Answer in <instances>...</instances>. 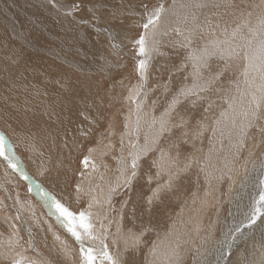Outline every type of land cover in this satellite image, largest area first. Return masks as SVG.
I'll return each instance as SVG.
<instances>
[{
	"label": "bare ground",
	"instance_id": "6f19581e",
	"mask_svg": "<svg viewBox=\"0 0 264 264\" xmlns=\"http://www.w3.org/2000/svg\"><path fill=\"white\" fill-rule=\"evenodd\" d=\"M13 1L14 0H0V130L6 132L8 138L9 137L12 138L13 140L12 142H14L16 146V148H14V146L13 148L14 151L18 154V156L20 154L22 155L26 150L29 151V156L24 157L22 155L23 160L26 163L25 166L30 169L28 171L29 172L31 171L32 175L35 174L41 176L42 177L41 179L43 181L39 182L38 180L40 179L38 178V176H31V174L24 171L22 173L25 176L28 174L29 177L27 178V180L25 179V181H27V184L26 187H24L20 183L19 181L20 179L18 180V178L16 177L17 174L14 176L13 175L14 172H12L11 169L7 168L6 163L3 161L2 158H0L1 176L3 177L4 181L15 184L14 202L17 204L19 203L22 204L23 207V211H22L20 209L18 210L17 207L14 208L11 206L16 212V214L14 215L15 217L13 215L11 216L7 215V210L3 205L5 201V197L3 195L2 197H0V227L5 226L9 234L6 235L0 230V236L2 235L4 237V238L2 237L1 239L3 244L0 245V252L2 253L0 260L10 261L11 264L12 263L15 264V261L17 260L21 261L22 264H27L28 262H32L33 264H38L37 259L41 258L38 246H40V244L41 245L47 244V242L50 239V236L54 232V227H55V235L53 236V238L55 240L56 239L64 240V243L67 245V247L76 248L78 250L77 256L79 257L80 255L79 246L76 245V243L66 235V233L63 230L64 227L60 228L61 226L58 227L55 226L52 220L45 216L44 212L42 211L43 209H41L42 207L39 206L40 205L39 202H36L34 204L32 200V198H34L33 195L37 197V195L40 196L42 194V196H44L45 194H47L48 197L55 198L56 200L60 201L62 204H64L67 207H69V205L72 203L71 201H68L66 199L71 195L67 197L64 196V194H69V190H70V188H68L67 183L61 181V177L56 175L55 170L52 173H49L48 170L45 171L46 169L45 160L43 159L45 154L44 152H42L41 148L39 147H43L46 145H50V146L53 145L58 140V138H60V136L66 135V133H71V135H75L76 137H79L81 143H85L87 134L91 135L93 131L96 130V127H93V125L98 121L102 126L108 124L107 127H110L111 120L113 118V113L110 109L111 105L110 104L106 105L99 101L101 99L108 101L107 94L109 93V90L111 88L109 89L107 88L108 86L107 76H104L103 74L100 73L103 70L105 71V75H106V71H108L106 70V67H109V65L115 63L112 59V55L108 53V50L115 52L117 49L112 46L111 42L105 44L104 35H99V36L97 34L94 35L91 29L86 30L84 33L78 31L77 30L78 25L76 23L71 22L64 15L57 13L56 11L52 10L50 7H47L46 4L43 2V0H24L21 8L30 12V14L27 15V17L29 18V16H31V20H25L20 14H13L10 18H7L9 17L11 12V9L8 8L7 5H9ZM63 1L66 2L70 7H73L74 9L78 10L80 14L85 18H89V17L92 18L95 25V27L93 28L95 31L99 32L103 28L101 27L103 23H110L114 20L113 16L112 17L104 16L103 14L105 13L124 14L125 10L130 9V6H128V4L129 5L131 4L136 9L139 8L138 3L141 2L140 8H143V11L135 10L133 11V14L138 17H142L144 16L143 13L144 6L142 5H145L149 2H154V4L150 7L151 9L154 7H159L156 6V4L163 5L164 8L165 7L164 3L165 1L167 2L168 0H63ZM227 1L228 0H171V3L169 4L170 8L178 11L179 17L183 21L181 26L182 28H180L177 24L175 29H178V31L185 29L186 31L185 41H180V39H177L175 40V44H177L180 48L183 47L185 50L189 51L188 54L185 53L186 64L190 67L189 69L191 70V72L189 73L190 74L189 78L190 76L192 77L196 76V78H199L200 76L199 73L202 75V73H205L206 70L209 71L210 74L216 75L218 74V72H220L221 68L223 69L222 64H225L223 63L224 61H226L227 64H229V61H231L232 58L239 56L240 54L243 53V51L246 52L247 50H250L248 51L250 55L256 54L257 56H259L258 50L260 49L261 43L264 42V40H261L258 37V32L260 33V30L264 28V23H262L264 22V18H263L264 16L261 18V21L259 22V24L262 25L261 28L260 29L253 28L247 33L244 31L247 35V39L246 40L242 39V41H239L241 39H238V37L240 36V34L238 35V33L241 32L240 30L241 29L243 30V28L240 27L238 28L237 26L236 27L230 26L225 22H223L224 17H222L223 14L219 10L220 8L222 9V7L224 6V4H226ZM142 2H147V3L142 4ZM110 3L112 4L109 5ZM77 5L79 7H76ZM150 13L151 11L148 14ZM134 21L136 23L138 22L137 19H135ZM249 22L250 20L247 21V23ZM125 23L130 24V21L127 20ZM222 24L225 25L222 26ZM214 26L218 27V30L225 31V34L223 33L224 34L223 37L219 34L216 35L217 30H215L216 28H214ZM213 30H215L214 33ZM205 32L212 34H209L208 39L206 38V41H203V39L201 38H203V36L205 37ZM82 37H84V39ZM124 37H125L124 33L119 32L115 36V40L116 42L118 40L119 43H123ZM187 38H191L192 42L189 43ZM201 40L203 42L202 43L203 45L201 44L202 46L200 45V47H197V44L201 43ZM166 44L167 43L164 42L163 44H161V46ZM109 48H112L113 50ZM180 50L177 49L176 51H180ZM119 51L122 52L121 49H119ZM171 51L173 53L175 51V48H172ZM206 51L211 53V55L205 57L204 54ZM235 53H239V55H236ZM178 54H179L178 52H174L173 55L175 56ZM212 56L215 57L213 58ZM202 57H204L203 61L201 60ZM247 62L249 65L247 67V72L249 73V70H253L251 73L253 74L251 82L247 80L246 83H242L243 85L241 84L242 86H239V77L238 79H236L234 75V78L232 79L230 76L231 74L230 72L232 70H228L226 73L224 72L225 73L224 76L223 77L221 76L222 78L219 81H217L219 84L216 87H218L221 84V89L224 88L222 87V84L224 82L227 81L229 83H232V84L228 83L230 85L229 88H231L230 90H228L230 92L234 88L233 85L236 84L237 90L241 96L239 102H237L236 99L232 100L230 97L228 108L225 111L228 113L226 115V118L229 122L226 119L222 118V120L219 123V129L214 130L215 134L217 131L224 134V132H227L230 129L232 130L233 128L232 127L230 128V125H232V123L233 124L235 123L234 121L236 120L237 115L239 114V110L241 108L243 109V107L246 106V102H250L249 104H247L248 106L251 104L252 102L251 99L254 95L252 97L249 96L251 95V93L248 91V88H246L248 87L249 83L262 82L263 83L262 85H264V80L261 79L262 74H264V62H262L261 59L259 58H257L254 61L247 60ZM217 64H221V66L219 67ZM182 66H183L182 64H179L178 62L175 61V58L171 59L170 81L172 82V85L176 84V82L178 81L177 79L181 77V75L179 76L178 72L181 71ZM112 69L114 70V68ZM122 74L123 75L125 74V76L129 75L128 72H122ZM38 76L43 78L44 92L46 97L48 96L49 93L58 94V98L55 99L53 102H48L47 99L38 100L30 96L31 86L32 84L37 85V83H35V79ZM182 77H184V75ZM184 80H186V78ZM202 80H204V82L205 80L206 82L208 81L207 77H204ZM195 81L199 84L196 87H194L191 91L193 92L196 91V93H199L198 87L202 86L201 84L202 82L197 80ZM139 82L136 79L135 80L131 79V82H128L129 83L127 84L128 86L126 85L127 96L123 100V102H132L133 99L136 101L135 98L137 96L139 89L137 90L135 88V83H136V87L139 88V84H140ZM179 83H178V87L180 86L179 88H183V83L180 84ZM185 83H186V88L191 84L192 85L196 84L195 82L192 83L188 81H185ZM253 84L256 86V83ZM262 85H259V88H261ZM55 86H60V89L59 90L56 89ZM186 88L185 91H187ZM226 89L227 87L224 88V90ZM112 91H114L113 88ZM223 91L220 90V92ZM230 92H227L228 93L227 97L229 96ZM198 96L201 97L202 93L198 94ZM220 96L221 95H219L218 99L220 98ZM229 105H231V107H229ZM237 105L242 107H239L240 108L239 109ZM124 107L126 111V115L125 116L124 114L122 115V118L124 117V120L122 119V122L120 121L117 122L118 124L121 125L118 132V140H122V142L125 145H129L130 147V143H132V138L130 139V137L133 136L134 134L132 132V129H133V124L135 123L138 115V106L135 112L131 111V109L132 110L134 109L131 103L130 105L128 103H125ZM184 107L186 106H183V108ZM189 107H191L190 104L187 105L186 109H188ZM198 107L199 104H196L191 109L196 110L197 112V109H199ZM135 113L136 115H134ZM202 115L204 116L208 115V111H206V113L204 112V114ZM144 116L145 115L138 116L139 124L141 125V131L144 128L146 129V130L144 129L145 132L147 131L146 138L145 139L143 138L145 142L142 140L140 141V147L138 148L140 153H143L145 148L149 149L154 144L152 143V140H156L155 136L153 135L154 133L153 131L156 129L152 130L150 126L146 127L148 122L145 121ZM186 117H189V114ZM32 119H37L39 123H42V127L40 129L37 128L31 130L28 129V126H30V122ZM149 120L151 121L153 119H149ZM145 122L147 124H145ZM62 125H65V127ZM68 126L70 128L75 126V128L70 130ZM29 131L35 133V135L37 136H40V141L37 144V146H33L31 149H26L24 146L25 143L21 145L22 147L19 145V140L28 141ZM101 133L104 132L98 131L95 134L96 136L99 137L100 142L102 141V137L104 136V134ZM14 134L17 137L16 140H14ZM136 134L138 136V132ZM175 136L176 134H172V133L170 135L168 134V136L166 135L167 139L165 137L166 140H164L162 144L163 145L162 150L160 149L161 146L158 145L159 147L157 151L159 150V153L157 155L158 156L157 163H155L154 165L156 167L158 174L162 173V175L161 174L159 175L161 181L158 180L159 183L156 185V187H154L153 189L154 191L151 192L150 196H148L145 199V202L143 201L144 203L140 204V210H136V205L131 204L126 207L121 206L120 212L123 211L124 209L125 212H128V214L131 216H138L140 214V230H141L143 228L142 224L144 223L146 210L149 211L151 205L154 208L156 205H160V209L157 210L155 208L156 213L152 216L157 221L159 219L160 213L164 215L162 222L159 223V225L157 226V230L160 232L166 230L169 233L168 237H170V235L177 234V237H172L171 241L168 240V237L166 238L167 241H165L163 238L158 240L157 238L154 237L153 242L149 245V249L147 248L148 249V250L146 249L147 251L140 252V255L143 254V257H141L140 260V264H154V263L180 264L183 261H187V264H207V263L211 264L212 262L211 258L213 256L210 255L211 253H213V251L217 249L215 250L210 249L208 251V247L209 244L213 243V241L211 242V237L213 236L211 233L212 232L214 233L215 231V223L218 218L215 217L217 218L214 219L216 221L210 227L205 228V226H203L202 223H199L205 215L204 214L205 210L201 201L198 200L196 202V200L199 198L195 199V197H197L195 191L197 190L198 187L195 189L194 188L191 189L193 191L192 194L190 193L191 195L189 193H186L187 191L186 189H181L182 182H185V186H186L188 179L186 177H181L182 175H180V173L190 171L188 167L191 166L192 160L190 158L191 155L190 156L186 155L185 162H187L188 167H177L178 163L175 162V160H180V157L177 152H180L181 149H183L182 148L183 145L181 141L175 143L176 141V140L174 141ZM171 138H173L172 140L174 142L171 141ZM142 142L144 143L142 144ZM235 142L237 143V141ZM248 144H249L248 146L249 149H248V154L246 156V160L247 159L250 160L249 157L251 156V150L254 152L253 148L258 145L257 139H254L252 142ZM89 146L91 147V149L87 150L86 154L89 155L90 158L91 157L93 158L94 163H92L91 165L92 167L94 165L95 169L89 170L88 167L84 178L86 176L91 178L92 182L90 183L94 184V186L90 185L87 187L79 188V192L85 195V202L89 203L88 207L84 210V212L88 214L89 212H93L94 215L96 214L97 208L99 206V202L97 199L102 195L98 190H100L101 192L104 191H102L97 185V183H94L93 181L96 182L103 175L104 171L99 169V163H100L99 154H101L100 151H97L96 148L92 149L93 146L91 145ZM179 146H181V149L179 148ZM215 146L213 151L210 152L209 150L210 156L215 157L217 150L219 151V149L216 148ZM110 150H112V148H110ZM6 153L10 156L13 155V153L11 154L8 153L7 149H6ZM14 155L17 157L16 159H19L15 153ZM36 155H37V162L35 167L36 171H33L32 162ZM262 159H264V157ZM208 160L210 162V163L207 162L209 163V165L211 164V161L214 162V160L213 159L211 160L209 157ZM143 161L141 163L142 165H145V161L144 162ZM22 165H24V163L21 164V166ZM212 166L210 165L208 166L207 169L205 168L206 171L204 174L206 178L208 177V179L209 178L211 179L208 184L209 185L208 187L210 188L214 185V183H216V179L218 178L219 175L218 172H216V174L213 172ZM240 166L241 167L239 166L236 168L234 167L235 169L231 172V174L229 172L231 176L230 179L232 184L238 182L237 180L244 170L243 167L245 166L247 167V165L244 164ZM116 167L119 168L120 163H118ZM128 168L129 166L127 164H123L120 167V171L124 174L125 170H127ZM138 168L139 165L137 169ZM18 175L19 177H22L24 179V177L19 173ZM33 177L37 180H35ZM170 177H172L175 180L176 178H178L177 180H180V184L177 188V191L174 193H172V189H171L174 181H172V179L170 181ZM31 178L34 179L35 182L32 181ZM163 181L164 183H162ZM16 184L22 185L23 188L18 189ZM29 184L36 185L37 188L33 187L36 189L35 192L32 189V185L30 186ZM61 184L62 187L65 189L63 193L59 190V186ZM78 184L84 185L85 182L81 179ZM190 185L191 183L189 184V186ZM233 185L229 184L230 187L227 186L228 190H230L231 186ZM26 188L31 191L30 194L28 191H26ZM158 188L160 189L159 194L154 195L155 190ZM165 188H167L169 191H166ZM251 189H248L246 193L245 190L244 192L242 191L243 193H245L244 195L238 192L235 195V197H233V201L230 198L232 197V195L228 197L229 194H227V198H229L228 199L229 202L230 201L232 202V207L230 208H233V206H235L236 210L237 208L239 209V207L241 208L243 202L245 201V198H247L246 197L247 192L250 191ZM198 190L200 192L199 197L203 198L204 197L203 193L205 194V191L202 192L201 189ZM241 190L243 189L241 188L239 191ZM258 191L262 192L261 185L257 190V195L261 194ZM145 193H147V191H145ZM26 199H30L31 204H29L26 201ZM149 200L152 201L151 204L148 203ZM176 200H183L181 201V203L184 204L180 205L179 209L177 210L178 211L177 216H174L173 213L176 210L173 209L172 207L174 206L173 204L175 203ZM187 200H188L187 205L189 206H191L192 203L195 204L197 203V206L195 207L192 206L191 208H189L192 210L190 211L187 210V212L189 211L188 212L189 220L184 217L185 208L189 207L186 205ZM262 206H264L263 203ZM216 209L219 210L221 208L220 206H217ZM233 209L232 211L234 213L235 209L234 210ZM50 211L52 213H55V209L53 207H51ZM31 212H33L34 214L31 216L30 219H28L29 217L27 215ZM236 212H238V210ZM196 216L198 218L203 216L200 219V221L197 219L199 221L198 224H196L195 221V218H197ZM98 220L94 222L93 217H90L91 224L93 225V233L94 235L99 237V239L93 242L85 241V246H89V243L95 246L97 255H99L97 259V264H101L103 259L101 249L103 245L101 242L102 235L100 234L105 232L107 238L108 230L106 228V220L105 219L102 220L103 223L101 225H97ZM229 220H227V222H229ZM175 222L177 223V226H175ZM58 223H61L59 219H58ZM193 226L195 227L200 226L197 227L195 237L197 235V232L201 235L199 236L197 235L198 236L196 238L198 241L197 244H195L194 241L195 245L192 244L186 246L184 243L185 238L183 235L188 233L189 237L187 238H190L191 231L193 233L194 230L192 229ZM202 228L206 230L203 231ZM114 230L115 229L113 228L109 231L115 234ZM152 230H154V228H152ZM247 231H249L247 232L248 234L247 233L245 234L247 236H243V238L246 239V243L248 242L249 245L253 243L252 242L253 239L251 238L252 235L257 232L256 234L257 236L255 235L257 237L256 247L253 252L248 250L246 251L243 250L245 251V253L243 255V259L241 260V262L246 260L247 264H264V224L256 221V223L252 225V227L247 229ZM111 234L112 233H110V235ZM23 235H26V237H23ZM216 240L218 239L216 238ZM105 241L107 243L109 250L111 248L109 246V242L108 240ZM171 242L176 244H172ZM215 243H213V245ZM254 243H255V238H254ZM174 248L175 250H178L181 254V258L178 260H172L173 253L175 251ZM222 251H224V248L222 249ZM33 252L37 254V258L33 256L32 254ZM241 253L243 252H239L240 255ZM42 255L44 256L46 255V253H43ZM127 255L129 256L130 262L133 263L135 261L133 260L135 254L130 253ZM60 256L65 259H67L68 257L67 251L65 248H63V246L59 248V252L53 254V259L57 260ZM120 256L123 257L124 255H120ZM216 259H218L217 256L214 257L213 261ZM103 263L107 264L106 261H103ZM44 264L47 263L45 262ZM70 264H73V262L70 261ZM77 264H80V261L78 262V258H77Z\"/></svg>",
	"mask_w": 264,
	"mask_h": 264
},
{
	"label": "rangeland",
	"instance_id": "374dc122",
	"mask_svg": "<svg viewBox=\"0 0 264 264\" xmlns=\"http://www.w3.org/2000/svg\"><path fill=\"white\" fill-rule=\"evenodd\" d=\"M23 2H24V0H14L9 5H7V7L11 9L10 15L7 18H10L13 14H20L25 20H31V16H29V18L27 17V15H29L30 12L21 8ZM43 2L46 4L47 7H50L52 10L56 11L57 13L64 15L71 22L76 23L78 25V29H77L78 31H81L82 33H84L86 30L91 29V31L94 35L95 34H97L98 36L104 35L105 44L111 42L112 46L115 45L116 46L115 48L117 49L115 52L108 50V53L110 55H112V59L115 63L109 65V67H106V70H108V71H106V75H105V71H103L102 68H101L102 71L100 73V74H103L104 76H107V83H108L107 88L108 89L111 88L109 90V93L107 94L108 101L104 100V99H101L99 101V102H102L106 105H108V104L111 105L110 109L113 113V118L111 120L110 127H107L108 124H105L102 126L100 124V122L98 121L93 125V127H96V130H94L91 135L87 134V138H86L85 143H81L79 137H76L75 135H71V133H66V135L60 136V138H58V140L53 145H51V146L46 145L43 147H39V148H41L42 152H44V154H45L43 157V159L45 160V167H46L45 171L48 170L49 173H52L55 170L56 175L60 176L61 181L66 182L68 185V188H70L69 194H64L65 197L71 195L70 197L66 198L68 201L72 202L71 204L69 203L70 204L69 205L70 210H72L73 212L78 214L80 211H84L88 207V204H89L88 202L87 203L85 202V195L82 194L81 192H77V186H79V188L87 187L90 185L94 186V184L90 183V182H92L91 178H89L87 176L84 178L86 171H87V168L89 167V170L93 169V167L91 165L92 163H94L93 158L92 157L90 158V156L86 154V151L91 149V147L89 146V145H91V146H93L92 149L96 148L97 151H100L101 154H99L100 155L99 156V159H100L99 169L104 171L103 175L96 182L95 181H93V182L97 183L99 188L104 192H101L100 190L97 189L102 195L97 199L99 202V206L97 208L96 214L93 215V212H89L90 217H93L94 222L99 219L97 222V225H101L103 223L102 220H104V219L106 220V228L108 230V237L106 238V240H108L109 246L111 247L109 249L110 250L109 252L113 256L125 255L124 249H125L126 242H127V244L131 245L133 243L132 234H135V236H139L140 245L138 246V250L135 252V257L133 258V260H135V261L133 263L130 262V264H140L141 257H143V254L140 255V252H144V251H147L149 249V245L153 242L154 237L157 238L158 240L163 238L165 241H167L166 238L168 237L169 233L166 230H164L162 232L157 230V226L159 225V223L162 222L164 215L162 213H160L159 219L156 221L152 216L156 213V209L157 210L160 209V205H156L155 206L156 209L151 205L150 206L151 211L146 210V214L144 217V223L142 224L143 228L140 230V214L138 216H131L128 214V212H125L124 209H123V211L120 212V209H121V206L126 207V206H129L131 204H135L136 210H140V204L145 202V199L148 196H150L151 192L154 191L153 190L154 187H156V185L159 183V181H161V178L159 175L160 174L162 175V173L158 174L156 167L154 165L155 163H157V158H158L157 155L159 153V150L157 151V149L159 147L158 145L161 146L160 149L162 150L163 149L162 144H163L164 140L167 139L166 135L168 136V134L170 135L171 133L176 134L175 138L173 137L174 141L176 140L175 143L181 141L182 145H183L182 146L183 149H181V146H179L181 151L177 152L179 157H180V160H175V162L178 163L177 167H188L187 162H185L186 161V155L187 156L191 155L190 158L192 160L191 166L188 167L190 169V171L180 173V175H182L181 177H186L188 179L186 186H185V182H182V184H181L182 188L181 189H186L187 190L186 193L192 194L193 191L191 189H193V188L195 189L198 187L197 190L195 191V193L197 194L196 195L197 197H195V199L199 198L196 200V202L198 200L201 201L202 205L204 206V210H205L204 211L205 215H204V217L202 216L204 219L202 217L198 218L196 216L197 217V218H195L196 224H198V222L202 218V220L199 223H202L203 226H205V228H208L216 221L214 219L218 218L216 221L217 224L215 223V231H214V233L213 232L211 233L213 235L211 237V242L213 241V243H215V242L216 243L214 245H213V243L209 244V247H208V251L210 249L211 250L217 249V250L213 251V253H211V255H210V256H213L211 258V261H212L211 264H216L217 259L213 261L214 257L217 256L219 258L221 252H226L228 250V245L230 242H231L232 247H231V257L229 258V264H241V260L243 259V255H244L245 251L248 250V251L253 252L255 250V247H256V238H257L256 234H257V232L255 234H253L251 237L253 239L252 240L253 243H254V238H255L254 244L251 243L249 245L248 242L246 243V239L243 238V236H247L245 234L247 232H249V231H247V229H249V228L245 227L244 224L250 218L251 214L255 211L256 208H259L262 212V215L259 216V218L257 219V222H261L264 224V206H262V203H258V201H259L258 199H259L261 194L257 195V190H258L260 185H261L262 192L264 190V186L261 184V181L264 180V175H263L264 174V167H263L264 166V159H262L264 157L263 156L264 155V93H262L260 91L261 88H259V85H262L263 83L262 82L261 83L253 82V83H256V86L253 83H249L252 81V75L253 74H251V73L253 70H249L248 74H250V75L245 76V70L249 66L247 60L244 59V53L245 52L243 51V53L240 54L239 56L232 58L231 61H229V64H227V62L224 61L223 63H225V64H222L223 69L221 68L220 72H218V74H216V75H212L209 73V71L206 70L205 73H202V75L199 73V75H200L199 78H196V76H194V77L190 76V78H189V75H190L189 73L191 72V70L189 69L190 67L186 64V57H185V53L188 54L189 51L185 50L183 47L180 48L177 44H175V40H177V39H180V41H185L186 31H185V29H182L181 31H178V29H175L177 24L180 28H182L181 26H182L183 21L179 17L178 11L170 8L169 4L171 3V0H168L167 2L165 1L164 11L161 13L160 20L158 21V24H157V27L155 30V39L158 41V43L154 46L156 50L152 51L150 53V56H146V57H139L137 55L138 46L134 43V41L139 38L140 34L144 33L145 30L143 29V27L141 25L143 22H146L147 14L150 11H152L154 8H156V7L152 8V9L150 8L154 4V2H149V3L142 2V4L147 3L145 5H142V6H144V12H143L144 16H142V17H138V16L133 14V11H135V10L143 11V8H140L141 2L138 3L139 8H136V9L131 4L130 5L128 4V6H130V9L125 10L124 14H115V13L103 14L104 16H108V17L113 16L114 20L110 23H103L101 26L103 28L99 32L94 30L93 27H95V25H94V21L92 18H90V17L85 18L84 16H82L80 14V12L78 10L74 9L73 7H70L63 0H43ZM69 3H70V1H69ZM111 4L112 3H110L109 5H111ZM156 6H160V5L156 4ZM219 10L223 14V16H222V17H224L223 22H225L226 24H228L230 26H235V27L237 26L238 28L239 27L243 28V30L241 29L240 30L241 32L238 33V35L240 34L238 39H241L239 41H242V39L243 40L247 39V35H246L247 32H249L253 28H256V29L261 28L262 25L259 24V22L261 21V18L264 16V0H228L226 2V4H224L222 9L220 8ZM257 16H259V17H257ZM135 19L138 20V22H137L138 25L134 21ZM127 20L130 21V24L125 23ZM248 20H250L249 23H247ZM224 25L225 24H222V26H224ZM245 26H247V27H245ZM251 26H252V28H251ZM214 28H216L215 30H217L216 35L219 34L223 37V35L225 34V31L218 30V27H216V26H214ZM172 30H173V32H172ZM215 30H213V33L215 32ZM263 31H264V28L262 30H260V33L258 32V37L261 40H264V32ZM119 32L124 33V35H125V37L123 39V41H124L123 43H119L118 40L116 42V40H115V36ZM209 34H212V33L205 32V37L203 36V38H201V39H203V41H206V38L208 39ZM110 36H111V39H109ZM82 38L84 39V37H82ZM199 39H200V37H199ZM164 42H166L168 45L166 44V45L161 46V44H163ZM202 43L203 42L201 40V43L197 44V47H200V45ZM149 47L150 48L153 47L151 39L149 40ZM118 48L121 49L122 52H120ZM172 48H175L174 52H178L179 54L174 56L173 55L174 52L172 53V51H171ZM109 49H112V48H109ZM177 49L178 50L181 49L182 51L181 50L176 51ZM248 51H250V50H247L246 52H248ZM181 52H183V53H181ZM213 55H215V54H213ZM172 58H175L176 62L183 65L181 71L178 72L179 76L181 75V77H179V79H177L178 83L180 81H181L180 83H183V88H179L180 86L178 87L177 82H176V84L172 85V82L170 81V78H171V59ZM140 59H145L147 62V68L143 73H140L137 71V65H138ZM112 65H115L116 67L112 66ZM217 65L219 67L221 66V64H217ZM227 65H228V67H227ZM112 68H114L115 71ZM194 68H195V66H194ZM233 68H234V71H233ZM228 70H232L230 72L231 73L230 76L232 79L234 78V75H235L236 79H238V77H239V86H242L243 85L242 83H246V81L249 80V82H247V83H249V85H248V87H246V88H248V91L251 93V95H249V96L252 97L253 95L254 96L256 95L255 97L259 101L260 107H259V109H256V105H255V103H253V97L254 96L252 97V99H251L252 102L249 106L247 104H249L250 102H246L247 107L245 105H243L245 107H243V109L242 108L240 109L239 107H242V106H238L239 105L238 104L237 107L240 109V110L238 109L239 114L237 115V118L234 121L235 123L234 124L232 123V125H230V128L232 127L233 131L230 129L229 131L224 132V134L217 131L215 134L214 130L219 129V123L222 120V118L227 120L226 115L228 113L225 111L228 108V103L230 102V97L232 100L236 99L237 102L240 101L241 95L239 94V92L237 90L236 84L233 85L234 88L231 92L228 90L231 89V88H229L230 87L229 84H232V83H229L227 81L222 84V87H224V88L227 87L226 90H224V88L221 89V84L218 87H216L219 84L217 81H219ZM110 71H112V72H110ZM122 72H128L129 75L125 76V74L123 75ZM180 73H182V74H180ZM242 73H243V75H242ZM141 74L144 76L143 80H141V78H140ZM213 74H215V73H213ZM183 75L186 78V80H184L185 78L182 77ZM204 75H206V76H204ZM204 77H207V80H208L207 82H206V80H205V82H204V80H202ZM131 79H134V80L136 79V80H138V82L140 81L139 82L140 83L139 88L136 87V83H135V88L137 90L139 89L138 92L140 94L136 96L135 103H133L134 99L132 100V102H123V100L127 96V86H128L127 84H129L128 82H131ZM194 79L202 82L201 83L202 86L198 87L199 93H196V91H194V92L191 91L193 93V95L191 97H189L187 99H185L184 97H180L179 98L180 102L177 103L174 108L170 109L169 105L172 104L173 99L175 97H177L178 94L182 90L185 91V88H186L185 81L196 83L193 85L191 84L192 86L191 85L187 86V88H186L187 91L192 90L194 87H196L199 84ZM35 83H37V85L32 84L31 89H30V91H31L30 96L32 98H36L38 100H46L47 99L48 102H53L55 99L58 98L57 93H49L48 96L46 97L45 92H44V84H43V78L42 77H40V76L36 77ZM226 84H228L229 86ZM141 85H143V89H141ZM115 86H118V87H115ZM262 86H264V85H262ZM55 87L58 90L60 89V86H55ZM112 88L114 91H112ZM220 90H222V91L224 90V91L220 92ZM245 90H247V89H245ZM227 92H230L228 97H227V95H228ZM200 93H202L201 97L198 96V94H200ZM219 93H221V94H219ZM218 94L221 95L219 98L220 100L218 99V97H219ZM192 101H195V104H191ZM125 103H128L129 105L131 103V105H133L134 109L133 110L131 109V111H133V112H135L137 110V106H138V115H137L135 123L133 124V129H132V132L134 134H133V136L130 137V139L132 138V143H130V147H129V145H125L122 142V140H118V132H119L121 125L118 124L117 122H119V121L122 122V119L124 120V117L122 118V115L123 114H124V116L126 115V111H125V107H124ZM201 103H202V105H201ZM188 104H190L191 107L186 109ZM196 104H199L198 108L200 109V110L197 109V112H196V110L191 109ZM183 106H186V107L183 108ZM189 109L192 111H190ZM205 109H207V111H208V115H206L207 117L202 115V114H204V112L206 113ZM249 110H256L258 119L253 121V124L251 127L246 128V132L242 136L239 126L242 123H246V121L244 120L243 113L246 111H249ZM190 112L191 113L193 112V113L191 114ZM222 113H223V115H222ZM224 113H226V114H224ZM186 114L187 115L189 114V117H186L187 116ZM134 115H136V113ZM139 115L140 116L145 115L144 119L146 122H148V124L145 122V124H147L146 127L150 126V128L152 130L156 129L153 131L154 132L153 135L155 136V139L158 142L156 140H152V143H154V144L148 149L146 155L144 154V152L140 153V151L138 150V148L140 147V141L141 140L144 141L143 138L145 139L146 134H147V131L145 132V130H146L145 128H144L145 130L143 129L144 131L142 130L143 132L141 131V125L139 124V119H138ZM148 118L153 119V120L150 121ZM161 118H163L165 121H167L166 130L163 133H161V131H159ZM186 118H188V119H186ZM147 119H148V121H147ZM182 120H184V121H182ZM149 122H151V123H149ZM177 125H179V126H177ZM62 126L65 127V125H62ZM41 127H42V123H39V121L37 119H32L30 122V126H28V129H30V130L35 129V128L40 129ZM68 128L70 130H72L75 128V126L72 128H70L68 126ZM28 129H27V131H28ZM98 131L104 132V133H101V134H104L101 142L99 141V137L95 135ZM136 131L138 132V136L136 134L137 133ZM160 133H161V135H160ZM0 136L4 137V147L8 150V153H10V154L13 153V155L15 153L18 156V154L14 151V148H16V146H15V143L12 142L13 141L12 138L11 137L8 138L7 133L4 132L3 130L0 132ZM165 137H166V139H165ZM16 138L17 137L14 134V140H16ZM173 138H171L172 142H174L172 140ZM223 138H224V141H223ZM225 138H227V139H225ZM254 139H257L258 145L256 147H254L255 149L253 148L254 152L251 150V156L249 157L250 160H248V159L246 160V156L248 154V149H249L248 143L252 142ZM39 141H40V136H37V135H35V133H32L31 131H29L28 141H20L19 140V145L21 146L23 143H25V145H24L25 148L31 149L33 146H37ZM235 141H237V143ZM144 142H142V144ZM233 142L235 143V145ZM13 146H14V148H13ZM214 146L219 149V151L217 150L215 157L210 156V152L213 151ZM110 148H112V150H110ZM6 149H5V151H6ZM209 150H210V152H209ZM130 154H131V156H130ZM137 154L140 155V158L137 161V164L139 165V168L137 169V175L134 178L131 187L125 188L124 187V181L128 176H130L131 171H132L131 160L134 157H136ZM22 155L24 157L29 156V151L26 150ZM22 155L20 154L18 156V158L20 160L16 159V162L19 165V172L22 173L25 171V172H28L29 174H31V176H38L35 174L32 175V172L28 171L30 169L25 166L26 163L24 162ZM141 155H143V156H141ZM87 156L90 158V163L85 168L84 165L82 164V161ZM208 157L211 160L212 159L214 160V162L211 161V164H210L211 166L214 165V166H212L213 172L215 174H216V172L219 173L218 178L216 179V183H214V185L211 188L208 187L209 186L208 184H209L211 179L210 178L208 179V177L206 178L204 176L206 169L208 168V166H210L209 165L210 162L208 160ZM22 160H23V162H22ZM141 160L145 161V165H142ZM36 162H37V155L35 156V158L32 162V170L33 171H36V169H35ZM207 162H209V163H207ZM23 163H24V165L21 166V164H23ZM118 163H120V167L123 164H127L129 166V168L127 170H125L124 174L120 171V167L119 168L116 167V165H118ZM179 163H180V165H179ZM206 163H207V166H206ZM242 164L247 165V167L246 166L243 167L244 170H243L242 174L239 176V178L237 180L238 182L233 183L235 185L234 186L231 183L230 174L236 167H238V166L241 167L240 165H242ZM142 167H144V168H142ZM218 168H220V169H218ZM229 172H230V174H229ZM13 175L14 176L16 175L18 180L20 179L19 180L20 183L24 187H26L27 181H25V178L23 179L22 177H19L18 173H13ZM220 175H221V177H220ZM26 176H27V178H29L28 174ZM38 178L40 179V180H38L39 182L43 181L41 179L42 178L41 176H38ZM196 178H197V180H196ZM34 179L31 178V180L35 182V180H37V179H35V180ZM81 179L85 182L84 185L78 184ZM177 179L178 178H176V180L172 178V181H174L173 185L171 187L172 193L177 191V188L180 184V180H177ZM218 180H220V181H218ZM162 183H164V181ZM190 183H191V185L189 186ZM192 183L194 186L192 185ZM229 184L233 185V186H231L230 190H228V187H230ZM14 185L15 184H13V183H9V182L4 181L3 177L1 176V173H0V193H1L0 197H2V195L5 197V201H4L3 205H4L5 209L7 210V215H10V216L11 215L14 216L16 214V212L14 211V209L12 207H14V208L17 207L18 210L20 209L23 211L22 204H20V203L17 204L14 202V192H15L14 191V188H15ZM22 185L16 184L18 189L23 188ZM31 185H32L33 191L35 192L36 191L35 188H37V187L34 184H31ZM150 185L152 186V188ZM5 186H7V187H5ZM33 187H35V188H33ZM4 188H6V189H4ZM241 188L243 190L239 191ZM165 189H166V191H169L167 188H165ZM198 189H201L202 192L205 191V194L203 193V195H204L203 198L199 197L200 192ZM248 189H251V190L247 192V195H246L247 198H245V201H244L245 204L243 202V205L241 206V208L240 207H239V209L237 208L238 212H236L237 210L235 209V206H233V208L235 210L233 208H230V207H232V202L231 201L229 202V200H228L229 198H227V194H229L228 197L232 195V197H230V198L233 201V197H235V195L238 192L242 193L244 195ZM59 190L62 193L65 191V189L62 187V184L59 186ZM244 190H245V193H243ZM26 191H28L29 194L31 192L27 188H26ZM145 191H147V193H145ZM258 192L262 193L260 191H258ZM41 196H42V194H41ZM30 197H31V195H30ZM33 197L34 198H32V200H33L34 204L36 202H39V204H40L39 206L42 207L41 209H43L42 211L44 212L45 216L50 218L52 220V222L55 224V226H57V227L61 226L60 228H63V223H62L61 219H59L61 223H58L57 214L52 213L50 211L51 210V206H49L50 201H46L45 198L43 197L42 198L43 202H42L40 200V198L38 199V197H36L34 195H33ZM140 200H141V202H140ZM26 201L29 204H31L30 199H26ZM178 201H180V202H178ZM181 201H183V200H176L175 203L173 204L174 206L172 208L176 210L173 213L174 216H177V214H178L177 210L179 209L180 205L184 204V203H181ZM225 201H227V202H225ZM187 204H188V200L186 202V205ZM194 204L195 203H192L191 206L187 205L189 207L185 208V214H184L185 218L188 219V212L190 210H192L189 208H191L192 206L193 207L197 206V203L195 205ZM206 206L208 207V209ZM217 206H220V208H221V209H219L220 211L218 209H216ZM47 207H48V209H47ZM232 209L234 210V213H233ZM187 210H189V211L187 212ZM33 214H34L33 212L29 213L27 215L29 217L28 219H30ZM215 217H217V218H215ZM229 217L233 218V219H230ZM227 220H229V222H227ZM155 221H156V223H155ZM175 226H177L176 222H175ZM224 226H225V228H224ZM197 227H200V226H196V227L193 226L192 227V229H194V230H193V233L191 231V237L190 238H187V237H189L188 233L183 235L185 238L184 243L186 246L194 244V241H195V244L198 243L196 238L201 234H199L197 232L198 236L196 235V237H195ZM238 227L241 229L240 233L235 232V229ZM113 228L115 229L114 230L115 234H113V232L109 231ZM152 228H154V230H152ZM0 230L4 234L9 235L7 232L8 230L5 226L0 227ZM63 230L66 233V235L71 238L70 234L67 233L66 229L63 228ZM130 230H131V232H130ZM204 230H206V229H203V231ZM110 233H112V234L110 235ZM141 233H143V234L141 235ZM233 234H235V236L237 237L235 242L232 241L231 235H233ZM54 235H55V227H54V232L50 236V239L47 242V244L46 245L40 244V246H38L40 256H41V258L37 259L38 264H44L45 262L47 264H70V261L73 262V264L74 263L77 264V258H78V262L80 261V255H79V257L77 256L78 250L76 248L67 247V245L64 243V240H60V239L55 240L53 238ZM100 235H102L101 242L103 245L104 243H106V241L104 240L106 237V234L104 232V233H101ZM2 237L3 236L1 235L0 240L2 239ZM23 237H26V235H23ZM172 237H177V234L170 235V237H168V240L171 241ZM216 238L218 240H216ZM71 240L74 241L73 238H71ZM0 243H1L0 245L3 244L2 240L0 241ZM232 243H235V244H232ZM172 244H176V243H172ZM252 245H253V248H252ZM62 246L67 251V255H68L67 259L60 256L57 260H54L53 254H55L56 252H59V248ZM190 247H192V246H190ZM223 248H224V251H222ZM174 250H175V248H174ZM243 250H245V251H243ZM239 252H243V253H241V255H240ZM43 253H46V255L43 256L42 255ZM1 254L2 253L0 252V257H1ZM32 254L35 258H37V254L35 252H33ZM128 254H130V253H128ZM98 257H99V255H98ZM180 258H181L180 252L178 250H175L173 253L172 260H178ZM5 263L11 264L10 261L0 260V264H5ZM27 264H33V263L28 262ZM180 264H187V261H183ZM207 264H209V263H207Z\"/></svg>",
	"mask_w": 264,
	"mask_h": 264
},
{
	"label": "snow or ice",
	"instance_id": "6c2138e0",
	"mask_svg": "<svg viewBox=\"0 0 264 264\" xmlns=\"http://www.w3.org/2000/svg\"><path fill=\"white\" fill-rule=\"evenodd\" d=\"M76 7H79L78 5ZM164 11L163 5H160L159 7L154 8L150 14H147V20L146 22L142 23V27L145 30L144 33L140 34L139 38L134 41V43L138 46L137 55L139 57H146L150 56V53L152 51H155V45L158 43V41L155 39V30L158 24V21L160 20L161 13ZM264 23V22H262ZM106 31V30H105ZM111 39V36L109 37ZM151 39L153 47H149V40ZM188 42L191 43V38H187ZM251 43V42H249ZM113 47H116L113 45ZM259 51V56L256 54L250 55L248 52L244 53V59L249 61H254L257 58L261 59L262 62H264V42L261 43ZM236 55H239V53H235ZM211 53L205 52L204 56H210ZM204 57L201 58L203 61ZM147 68V62L145 59H140L139 63L137 65V71L140 73H143ZM248 75L247 69L245 70V76ZM141 80L144 79V76L141 74ZM261 79L264 80V74H262ZM141 89H143V85H141ZM260 91L264 93V86L261 87ZM140 93L138 92L137 95ZM193 93L191 90L184 91L182 90L177 97L173 99L172 104L169 105V108L172 109L175 107L177 103L180 102V97H184L185 99L191 97ZM133 103H135V100H133ZM193 104H195V101H192ZM253 103L256 105V109H259L260 104L259 101L256 99V97H253ZM231 107V105H229ZM207 111V109H205ZM223 115V113H222ZM244 120L246 123H242L240 125V132L241 135L246 132V128L251 127L253 124V121L258 119L257 111L256 110H249L243 113ZM167 121H165L163 118L160 120V131L163 133L166 130ZM179 126V125H177ZM148 149H144V154H147ZM131 156V154H130ZM0 158H3V161L6 163L7 168L11 169L14 173H19L20 175L24 176L25 179L27 177L19 172V165L16 162V157L14 155H8L5 151L4 147V137L0 136ZM140 158V155L137 154L136 157H134L131 160V174L128 176L124 181V187L130 188L134 178L137 175V161ZM90 163V158L85 157L82 161V164L86 168L88 164ZM95 166L93 165V169ZM172 177H170L171 181ZM169 181V183H170ZM261 184L264 185V180L261 181ZM160 189H156L154 192V195L159 194ZM77 192H79V186H77ZM44 198L46 201H50V206L55 209V213L57 214V218L61 219L63 223V227L66 229L67 233L70 234L71 238H73L74 242L79 246L80 249V264H97L98 255L96 252V248L93 244L89 243V246H85V241L93 242L99 239L96 235L93 233V225L90 221V214L85 213L84 211H80L78 214L70 210L69 207L62 204L60 201L56 200L55 198L48 197L47 194L44 195ZM149 204L152 203L151 200L148 202ZM258 203H264V192L261 193L259 197ZM135 211V210H134ZM150 211V209H149ZM262 215L261 210L259 208H256L255 211L251 214L250 218L247 220V222L244 224L245 227H251L254 225L259 218V216ZM131 232V230H130ZM236 233H240L241 229L238 227L235 229ZM143 233H141L142 235ZM133 237V243L131 245L125 244V255L121 257L120 255L113 256L110 254L108 250V246L106 243L103 244V247L101 249L102 253V262L106 261L107 264H130L128 253L135 254V252L138 250V245L140 243L139 236H135V234H132ZM235 234L232 235V241L236 240ZM106 240V237H105ZM231 242L228 245V250L226 252H221L220 257L217 259L216 264H229V258L231 257ZM15 264H22L21 261L17 260L15 261ZM241 264H247L246 260L242 261Z\"/></svg>",
	"mask_w": 264,
	"mask_h": 264
},
{
	"label": "water",
	"instance_id": "95a60500",
	"mask_svg": "<svg viewBox=\"0 0 264 264\" xmlns=\"http://www.w3.org/2000/svg\"><path fill=\"white\" fill-rule=\"evenodd\" d=\"M35 186H36V185H35ZM37 197L40 198V200L43 202L42 198H43L44 196H41V195L38 196V195H37Z\"/></svg>",
	"mask_w": 264,
	"mask_h": 264
}]
</instances>
